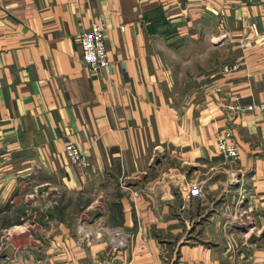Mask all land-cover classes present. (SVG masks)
<instances>
[{
	"label": "crops",
	"instance_id": "0c3cea01",
	"mask_svg": "<svg viewBox=\"0 0 264 264\" xmlns=\"http://www.w3.org/2000/svg\"><path fill=\"white\" fill-rule=\"evenodd\" d=\"M101 15L111 65L91 71L80 36ZM236 96L264 102V0H0V264L110 254L105 240L77 244L68 192L107 202L92 223L133 234L125 264H264V236L229 219L264 232V112L230 110ZM41 188L63 191L60 208L18 223Z\"/></svg>",
	"mask_w": 264,
	"mask_h": 264
},
{
	"label": "built area",
	"instance_id": "2783aa9c",
	"mask_svg": "<svg viewBox=\"0 0 264 264\" xmlns=\"http://www.w3.org/2000/svg\"><path fill=\"white\" fill-rule=\"evenodd\" d=\"M106 18L101 15L91 22L80 36L81 55L87 67L91 71L105 69L111 65V61L107 51L106 41ZM122 28H124L122 26ZM236 65L224 66V72L236 69ZM235 103L229 105L230 110L240 111H259L264 112V102L261 104H250L243 106L240 104V96L235 97ZM216 146L219 154L230 159H239L240 152L237 145L229 140L228 136L217 134ZM64 152L68 156L70 162L80 167L89 165L88 157L78 148L71 140L64 144ZM189 195L199 197L203 195L201 182L193 181L190 183L188 190ZM237 219L240 216H236ZM242 217V215H241ZM246 219H250L247 217ZM242 220H244L242 218ZM133 234L120 228H111L103 222L92 223L90 221L79 223L77 229L76 242L80 246L92 247L97 243L105 242L110 247V254L106 256L99 264H125L127 252Z\"/></svg>",
	"mask_w": 264,
	"mask_h": 264
},
{
	"label": "rangeland",
	"instance_id": "374dc122",
	"mask_svg": "<svg viewBox=\"0 0 264 264\" xmlns=\"http://www.w3.org/2000/svg\"><path fill=\"white\" fill-rule=\"evenodd\" d=\"M222 52L221 51H215L212 54V62H216V61H220ZM63 196L64 193L62 191V196L59 195L58 190L57 189H53V190H49L48 188H41L38 191V194L35 195V197L28 202V206L27 204H24V209H28V211L26 212V218L27 220H25V222H18L20 224H24L27 223L26 221H28V219L30 220H40V221H49L51 218V213L52 211H54L56 208H60L61 204H62V200H63ZM94 196L91 194H72L70 192H68V194L66 195V199H67V206H68V219L69 221H75V219H78V223H83V222H88V221H92L94 219H96L97 217H95L97 215V213L102 210V209H106L107 208V202L104 204H101L100 207L96 208L95 207H88L87 205L91 204L92 198ZM27 203V202H25ZM61 203V204H60ZM221 202L217 201L215 202V204L212 205V207L214 208H220L221 206ZM63 206V205H62ZM237 211H233L232 214H230L229 219L233 220L234 224H236L237 226L241 227L240 230H242L243 232L248 233L250 232V236L249 239L252 241H256L261 239L264 236V232H257L255 228V225L252 223L253 221H249L250 219H246V223L247 224H243L242 222V218H241V213H239L238 219L237 217L234 218V214H236ZM53 217V216H52ZM10 219L9 218H4L2 220L1 223H7ZM243 228V229H242ZM7 231L5 230H0V243L1 240H5L7 242L6 239V235H7ZM8 249H4L1 252V255L5 252H7Z\"/></svg>",
	"mask_w": 264,
	"mask_h": 264
}]
</instances>
